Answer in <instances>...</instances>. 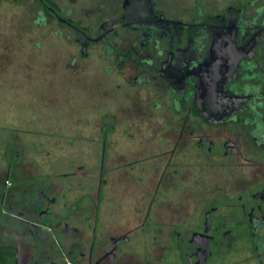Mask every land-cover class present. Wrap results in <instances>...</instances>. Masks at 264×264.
Instances as JSON below:
<instances>
[{
    "label": "flooded vegetation",
    "instance_id": "1",
    "mask_svg": "<svg viewBox=\"0 0 264 264\" xmlns=\"http://www.w3.org/2000/svg\"><path fill=\"white\" fill-rule=\"evenodd\" d=\"M16 1L30 4L34 25L71 38L81 56L101 48L100 94L83 104L88 133L96 102L117 108L126 86L145 95L128 109L132 121L162 117L168 137L158 143L171 145L132 157L129 165L153 161L136 181L154 182L141 191L140 226L123 230L122 221H106L107 202L122 195L107 189L115 114L102 115L99 157L89 166L75 164L72 150L57 158L48 127L0 125V240L23 244L19 264H264V0ZM212 46L219 67L239 57L224 90L241 103L208 120L195 101ZM191 161L193 189L185 181ZM32 240L54 244L55 257L35 255Z\"/></svg>",
    "mask_w": 264,
    "mask_h": 264
},
{
    "label": "rangeland",
    "instance_id": "2",
    "mask_svg": "<svg viewBox=\"0 0 264 264\" xmlns=\"http://www.w3.org/2000/svg\"><path fill=\"white\" fill-rule=\"evenodd\" d=\"M29 6V3L16 0H0V125L20 127L28 123L43 130L48 127L53 131L52 135L58 136L59 148L51 149L57 158H66L67 152L72 150L75 164L89 166L99 157V148L95 147L97 144L94 142L101 139L98 132L100 119L105 113L115 114V127L107 136V166L116 170L108 180L107 189H115L122 195L113 196L107 202L110 210L107 211L106 221L111 219L113 224L122 221L120 226L123 230L140 226L141 216L136 209H139L141 201L145 202L141 191L147 190L154 181L148 175L136 180L146 174L145 169L151 168L153 161L144 159L141 164H129L135 161L132 157L139 155L145 158L154 153L158 146L170 149L171 145L158 143H162L163 139L166 141L164 136H167L162 117L153 115L148 120L149 124L132 121L128 109H137L136 102H141L145 95L137 88L129 90L122 86L120 92L125 100L117 108L110 105V101L106 105L96 102V108L100 110L92 114L94 117L89 128L92 131L88 133L83 126L86 124L83 104L90 94H100L98 65L101 62V48L92 46L87 49V56H81L78 45L71 38L52 35L48 32L50 26L34 25V13L29 11ZM128 97L129 100L126 99ZM88 135L92 142L90 149L84 144ZM72 136L73 147L61 146L62 142L71 141ZM171 136L170 140H174V136ZM147 141L150 142L148 145ZM192 163L194 161L185 166V181L190 189L194 188V181L191 180L196 172ZM119 165H122L120 170L117 169ZM132 188H138L140 192L131 195ZM169 195H175L172 188ZM137 234H141L139 227L134 235ZM141 249L139 242L138 253H141Z\"/></svg>",
    "mask_w": 264,
    "mask_h": 264
},
{
    "label": "water",
    "instance_id": "3",
    "mask_svg": "<svg viewBox=\"0 0 264 264\" xmlns=\"http://www.w3.org/2000/svg\"><path fill=\"white\" fill-rule=\"evenodd\" d=\"M212 50H213V46H212V49H210L209 51L208 58L204 60V62L202 63V67H201L204 72L203 73L204 80L202 82L201 90H200V93H201L200 97L202 98L201 99L202 102L200 101V99L195 101V108L203 110L202 112L203 117L208 120L214 118V112L220 111L221 113H223L224 111H230L231 109L236 108L241 103L238 99L236 100L233 97L227 95L224 90L225 82L229 79L230 75L237 68V61L239 57L238 58L234 57V59L230 61L231 65L229 67H219L218 66L219 71H218V74H216V77L220 78V77H223L224 74L225 75L227 73L228 74L226 76L224 75L225 77L221 83L216 82V90H218L217 92L219 93L218 97H216L215 94H210L209 88L212 82L209 76L212 74V70L214 69L213 67H211L213 63ZM199 78L201 79L200 76ZM209 95H211V97Z\"/></svg>",
    "mask_w": 264,
    "mask_h": 264
},
{
    "label": "crops",
    "instance_id": "4",
    "mask_svg": "<svg viewBox=\"0 0 264 264\" xmlns=\"http://www.w3.org/2000/svg\"><path fill=\"white\" fill-rule=\"evenodd\" d=\"M2 214L3 213H1V215ZM65 244L68 245L69 241H65ZM28 247L35 255H46L49 259L56 255V246L52 243L48 244V242H36L35 240H32L28 244ZM57 249L60 248L57 247ZM24 252V246L21 242L16 241L13 238L0 240V264H19ZM60 253L63 254L62 251H60Z\"/></svg>",
    "mask_w": 264,
    "mask_h": 264
},
{
    "label": "bare ground",
    "instance_id": "5",
    "mask_svg": "<svg viewBox=\"0 0 264 264\" xmlns=\"http://www.w3.org/2000/svg\"><path fill=\"white\" fill-rule=\"evenodd\" d=\"M214 65V66H213ZM211 67H213L214 69L212 70V74L209 76V78H210V80H211V82H212V84H211V86H210V88H209V91H210V94H215L216 95V97H218V95H219V93L217 92L218 90H216V82L217 83H221L222 81H223V79H224V77L228 74H224L223 75V77H220V78H218V77H216V74H218V71H219V67H218V65H217V63L215 62V60L213 59V63H212V65H211ZM206 72V71H205ZM204 72H203V70H202V68L200 67L199 68V76L201 77V79H200V81H199V84H198V88H197V90H198V93H199V96H197V100L198 99H200V101H201V93H200V90H201V85H202V82H203V76H204V74H203ZM209 78H207V79H209ZM210 80H209V82H210ZM215 84V85H214ZM216 91V92H215ZM210 97H211V95H209ZM202 102V101H201ZM199 111H201L200 109H198ZM203 111V110H202Z\"/></svg>",
    "mask_w": 264,
    "mask_h": 264
}]
</instances>
